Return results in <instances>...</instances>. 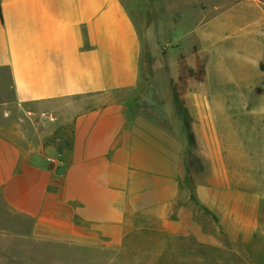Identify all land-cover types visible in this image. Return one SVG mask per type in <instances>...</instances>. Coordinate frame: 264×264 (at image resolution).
Segmentation results:
<instances>
[{
  "label": "crops",
  "instance_id": "crops-1",
  "mask_svg": "<svg viewBox=\"0 0 264 264\" xmlns=\"http://www.w3.org/2000/svg\"><path fill=\"white\" fill-rule=\"evenodd\" d=\"M151 3L199 19L205 4L203 32L215 34L216 0ZM226 18V28L237 24L236 14ZM142 54L126 0H0V192L41 234L183 229L181 147L142 108L154 99L140 72ZM196 56L203 61L202 51L195 52L191 68ZM256 137L247 136L245 147L235 143L229 179L215 168L198 199L223 207L249 264H264V170L255 161ZM48 156L61 158L58 170Z\"/></svg>",
  "mask_w": 264,
  "mask_h": 264
},
{
  "label": "rangeland",
  "instance_id": "rangeland-1",
  "mask_svg": "<svg viewBox=\"0 0 264 264\" xmlns=\"http://www.w3.org/2000/svg\"><path fill=\"white\" fill-rule=\"evenodd\" d=\"M126 3L142 36L140 72L150 79L149 92L154 97L142 108L181 147L184 207H180L178 217L184 227L172 234L95 231L91 238L53 228L41 234L33 220L8 208L0 192V264L251 262L246 259L245 244L231 237L229 224L223 220L224 208L199 206L192 196L198 199L199 186H209L208 178L215 168L229 179L233 146L238 142L245 147L246 137L252 139L253 133L257 136L255 161L259 170H264V56L258 57L264 52V0H237L229 5L216 0L213 8L220 17L215 19L213 36L203 32L205 4L199 7V19L191 11L167 14L151 0ZM230 13L237 15V24L226 28ZM197 31L203 33L200 39ZM199 50L207 77L191 83L187 103L181 105L171 94L170 82L178 76L181 57L193 63ZM237 235L235 232L234 237Z\"/></svg>",
  "mask_w": 264,
  "mask_h": 264
},
{
  "label": "trees",
  "instance_id": "trees-1",
  "mask_svg": "<svg viewBox=\"0 0 264 264\" xmlns=\"http://www.w3.org/2000/svg\"><path fill=\"white\" fill-rule=\"evenodd\" d=\"M206 76H207V72L205 70L204 63L199 56H196L195 68H191L188 65L185 57H181L179 61L178 76L176 79H172L170 82L171 89L176 95L181 105H185L187 103L191 83L193 81H204ZM181 191H182V187H181ZM192 199L197 205L202 206L199 199H196L195 196H192ZM200 208L207 209V207H200Z\"/></svg>",
  "mask_w": 264,
  "mask_h": 264
},
{
  "label": "built area",
  "instance_id": "built-area-1",
  "mask_svg": "<svg viewBox=\"0 0 264 264\" xmlns=\"http://www.w3.org/2000/svg\"><path fill=\"white\" fill-rule=\"evenodd\" d=\"M47 163L54 169L58 170L62 165V160L59 156H48L46 157Z\"/></svg>",
  "mask_w": 264,
  "mask_h": 264
}]
</instances>
